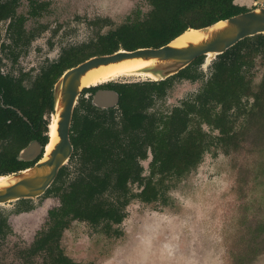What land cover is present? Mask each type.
Masks as SVG:
<instances>
[{
	"label": "trees",
	"instance_id": "16d2710c",
	"mask_svg": "<svg viewBox=\"0 0 264 264\" xmlns=\"http://www.w3.org/2000/svg\"><path fill=\"white\" fill-rule=\"evenodd\" d=\"M150 10L143 15L138 9L127 20L98 33L88 44L87 52L72 49L61 62L44 71L32 89L0 75V176L18 173L31 164L17 161L19 152L30 142H47L43 117L54 111L53 88L69 68L93 56L113 54L120 49L160 48L188 29H202L219 21L249 11L235 0H146ZM15 0H0V20L14 15ZM22 19L13 23L17 41L24 37ZM107 24V21H103ZM102 21L92 24L100 26ZM102 23V24H104ZM17 26V27H16ZM19 29V31H16ZM16 44V43H15ZM85 57L79 59V53ZM263 69L259 84L252 70L256 60ZM197 59L173 78L160 83L114 85L120 96L118 112L99 111L84 99L75 109L71 142L75 174L62 168L46 196H55L60 206L48 213V222L33 244L20 254L24 264L36 257L42 264H77L61 247L64 231L74 221L99 228L108 238L122 235L121 224L133 201L146 205L166 203V191L196 169L213 149L229 153L254 137L262 153L253 164L249 190L259 189L257 204L264 222V36L247 38L212 64V72L199 93L164 115L152 107L163 99L176 78L194 82L203 78ZM112 86V85H111ZM91 90H85L88 92ZM19 110L25 121L15 111ZM218 131L212 136L202 125ZM241 124V138L238 131ZM50 126V125H49ZM245 131V132H244ZM151 152L149 175L143 176L140 160ZM67 179V180H66ZM137 185L140 192H134ZM19 211L33 209L29 201L19 202ZM264 239V225L257 228ZM11 233L6 217L0 211V239ZM248 245V244H247ZM251 245L232 254H251ZM0 264H3L0 261Z\"/></svg>",
	"mask_w": 264,
	"mask_h": 264
},
{
	"label": "rangeland",
	"instance_id": "374dc122",
	"mask_svg": "<svg viewBox=\"0 0 264 264\" xmlns=\"http://www.w3.org/2000/svg\"><path fill=\"white\" fill-rule=\"evenodd\" d=\"M38 2L48 3L47 10L41 18L30 20L27 26L28 29L40 26L47 29L36 37L17 64L12 63L7 51L2 53L6 58L5 72H27L48 59H56L63 47L87 42L98 31L89 25L96 19L109 20L106 31L123 24L138 9L143 15L150 10L146 0ZM254 2L257 6L252 10L264 7V0H237L243 6H252ZM27 10L24 2L20 12ZM6 28V24H0V47L10 44ZM206 64L205 57L200 67L203 73L209 70ZM261 75L262 72L256 73V84ZM119 80L136 84L149 81L136 77ZM202 82L176 81L166 98L156 101L152 110L171 112L195 95ZM240 126L238 124L241 138ZM245 139L246 143L242 142L238 150L228 154L216 149L207 153L196 169L167 191L165 204L146 205L134 201L127 209L119 238H108L98 229L74 223L63 236L62 247L66 254L80 264H264V239L257 235V228L264 225L261 221L263 212L256 200L261 192L249 190L253 175L247 173L261 158L262 152L255 145L254 137L249 140L245 136ZM149 162L150 157L142 162L145 175ZM67 166L72 178L75 162ZM133 189L137 191L138 187ZM33 202L38 207L36 211L10 217L14 234L1 244L0 261L4 264H23L20 251L30 247L37 232L45 225L47 211L58 205L56 198ZM5 208L10 212L15 209L10 204ZM247 244L252 246L250 255L232 254L233 249L244 250ZM42 262L43 259L38 257L32 264Z\"/></svg>",
	"mask_w": 264,
	"mask_h": 264
},
{
	"label": "water",
	"instance_id": "95a60500",
	"mask_svg": "<svg viewBox=\"0 0 264 264\" xmlns=\"http://www.w3.org/2000/svg\"><path fill=\"white\" fill-rule=\"evenodd\" d=\"M219 24L223 25L218 26ZM188 30L160 48H140L134 51L120 49L110 55L93 57L67 70L57 81L53 90V116L58 114L56 129L58 142L46 160L43 158L50 141L45 148L43 158L34 167L5 176L8 181L4 186H0V205L41 197L51 187L59 170L69 162L74 151L70 139L73 112L81 92L86 89L82 88V78L89 71L129 60H139L152 63L141 73L150 74L155 80H146L161 82L177 75L201 57H206V65H208L239 42L264 35V7L247 11L202 29H194L204 33V38L200 42L190 43L182 48L173 46L172 43ZM118 99L119 96L115 92H99L93 97L92 104L109 109L117 105ZM40 153V145L32 143L20 153L18 159L31 161Z\"/></svg>",
	"mask_w": 264,
	"mask_h": 264
},
{
	"label": "flooded vegetation",
	"instance_id": "af4514ba",
	"mask_svg": "<svg viewBox=\"0 0 264 264\" xmlns=\"http://www.w3.org/2000/svg\"><path fill=\"white\" fill-rule=\"evenodd\" d=\"M5 1H13V0H2V2L4 3ZM15 10H14V15L13 16H11V17H8V18H6V19H3V20H0V24H6V32H7V34L9 35V40H10V44H3L1 47H0V75L1 76H3V77H7V78H10V79H12L15 83H17V82H19L20 84H21V86L23 87V88H25L26 90H29V89H32L34 86H35V84H36V82H37V80H38V78L41 76V74L44 72V71H46V70H48L49 68H52L53 66H55V65H57V64H59L60 62H61V60H62V58L63 57H65L66 56V54L67 53H69L72 49H83V50H87V47H88V44H89V42L98 34V33H101V34H103V33H105L106 31H108L110 28H113V27H110V28H108L106 31H104V29L105 28H107V27H109L110 26V22H109V20L108 19H96V20H94L93 22H90L89 23V25L90 26H93V27H95V28H98V31H97V33H95L93 36H92V38L90 39V40H88L87 42H85V43H82V44H76V45H68V46H65V47H63L62 49H60V54H59V56L56 58V59H54V60H51V59H48V60H46V61H44V63H42L39 67L38 66H34V67H31L27 72H24V71H19V72H17V73H11V72H5L4 71V67H5V61H6V58L4 57V55L2 54V53H4V52H8L9 54H10V60L12 61V63L13 64H17L18 62H19V59H20V57H21V55L22 54H24V53H27L28 52V49L30 48V46L33 44V41L36 39V37L37 36H39L40 34H42L46 29H47V27L46 26H40V27H38V28H33V29H28V26H27V24H28V22L30 21V20H36V19H38V18H41L42 17V15H43V12L44 11H46L47 10V7H48V3H46V2H44V3H40V2H38V0H15ZM24 2H26L27 3V8H28V10H27V12L26 13H21L20 12V9H21V7H22V5H23V3ZM235 4L236 5H238V6H240V7H243V8H246V9H248L249 11L250 10H252L253 8H255L256 6H257V3L256 2H254L253 4H251L252 6H249V5H247V6H243V5H240V4H238L237 3V0H235ZM251 7V8H250ZM19 19H22L23 20V22H22V27H21V31H22V33H23V35H24V37L22 36V39L20 40V41H17V35L14 33V28L12 27V25H13V23H17V21L19 20ZM127 20V19H126ZM97 21H102V23H104L103 21H107V24H102L101 23V25L100 26H98V25H94V24H92V23H94V22H97ZM17 27V26H16ZM15 30L16 31H19V29H16L15 28ZM258 36H260V35H258ZM264 36V35H263ZM253 38V37H252ZM16 43V44H15ZM230 50V49H229ZM87 52V51H86ZM85 54L84 53H79V56H78V58L79 59H82V58H84L85 56H84ZM93 57H98V56H93ZM93 57H90L89 59H91V58H93ZM202 58V57H201ZM89 59H86V60H83L82 62H79L77 65H75L74 67H76V66H78V65H80V64H82V63H84L85 61H87V60H89ZM204 59H205V57H204ZM216 60V59H215ZM214 60V61H215ZM213 61V62H214ZM213 62L210 64V66L208 67L209 68V72L207 71L206 73H203L201 70H200V67L202 66V64L204 63V61H203V63L200 65V67H199V72H201L202 73V75H203V78H201V79H197V80H195L194 82H197L198 80H203V82H202V86L204 85V83L205 82H207V80H208V78L210 77V75H211V72H212V69H211V67H212V64H213ZM71 68H73V67H71ZM71 68H69V69H71ZM68 69V70H69ZM262 72V75L261 76H263V69L259 66V60L257 59L256 60V66H255V68L252 70V74H253V76H254V81H255V78H256V73L257 72ZM64 73H65V71H64ZM208 73V74H207ZM179 74V73H178ZM177 74V75H178ZM177 75H175V76H177ZM175 76H172V77H170V78H173V77H175ZM170 78H168V79H170ZM168 79H166V80H168ZM261 79H262V77H261ZM166 80H164V81H166ZM183 80H185V81H189V82H192L191 80H187V79H180V78H176V79H174L173 81H172V85H171V87L169 88V89H167V91H166V93H165V95H164V97H163V99H161V101H163L165 98H166V96H167V94H168V92L171 90V88L174 86V84H175V82L176 81H183ZM164 81H161V82H164ZM261 81V80H260ZM147 82H150V81H146V83ZM151 83H160V82H151ZM260 83V82H259ZM258 83V84H259ZM133 84H136V82H129V81H122V80H115V81H112V82H109V83H107V84H102V85H98V86H94V87H91V88H86V89H84L82 92H81V95L79 96V97H81V98H79L78 100H77V103H76V105H75V108H74V111H75V109L76 108H78L79 107V103H80V99H84L86 102H89L90 104H91V106L92 107H94L95 109H97V110H99V111H109V110H114V111H117L118 112V108H119V101H120V96H119V93H118V91H117V87H116V89L115 88H111V87H114V85H133ZM255 84H256V82H255ZM112 85V86H111ZM202 86H201V88H202ZM200 88V89H201ZM53 90H54V88H53ZM85 90H91V91H88V92H84ZM105 91H109V92H115V93H117L118 94V96H119V99H118V103H117V105L116 106H114V107H112V108H109V109H103V108H99V107H96V106H94L93 104H92V100H93V97L97 94V93H99V92H105ZM200 91V90H199ZM199 91L195 94V95H193L192 97H194V96H196L198 93H199ZM192 97H190V98H188V99H186V100H189V99H191ZM186 100H184V101H186ZM79 101V102H78ZM184 101H182L181 102V104L179 105V106H177V107H180L181 105H182V103L184 102ZM177 107H175V108H177ZM8 108H10V109H12L13 111H15L21 118H23L25 121H27L24 117H23V115L19 112V110H17L16 108H13V107H8ZM175 108H173V109H175ZM172 109V110H173ZM171 110V111H172ZM160 112H162L164 115H167V114H170L171 112H163V111H161V110H159ZM53 114H54V111H52V112H49V113H46L45 115H44V117H43V121L45 122V127H46V131L43 133V135L47 138V142L44 144V145H42L39 141H37V140H34V141H32V142H30L24 149H26L30 144H32V143H38L39 145H40V147H41V153L35 158V159H33V160H31V161H23V160H19L18 158H19V155H20V153L24 150V149H22L20 152H19V154H18V157H17V161H19V162H23V163H28V164H31L29 167H27L26 169H24V170H27V169H29V168H32V167H34V165L35 164H37L42 158H43V156H44V153H45V148H46V146L48 145V143H49V141H50V137H49V125H51V123H52V119H53ZM73 115H74V112H73ZM52 118V119H51ZM73 120V119H72ZM71 127H72V124H71ZM205 128H207V130L205 129ZM202 129L205 131V132H207L208 134H210V135H212L213 137L214 136H217L218 135V131L217 130H215V129H213V128H211V127H209V126H207L206 124H203L202 125ZM70 139H71V130H70ZM72 143V142H71ZM2 143L0 142V151H1V148H2ZM73 145V144H72ZM74 148V147H73ZM73 153H74V151H73ZM72 156H73V154H72ZM72 156H71V158H72ZM149 157H150V162L152 161V155H151V152L150 151H148V156H147V158L145 159V160H140V164H141V166L143 167V165H142V162L143 161H146V160H148L149 159ZM205 157V156H204ZM71 158H70V160H69V162L68 163H73V162H71ZM150 162H149V164H150ZM67 163V164H68ZM67 164L64 166V167H66L67 168V170L69 171V168H68V166H67ZM149 164H148V173H147V175H145V169H144V174H143V176H148L149 175ZM64 167H62V168H64ZM61 168V169H62ZM144 168V167H143ZM60 169V170H61ZM24 170H21V171H24ZM60 170H59V172H60ZM21 171H19V172H21ZM193 171V170H192ZM59 172H58V174H59ZM9 175H11V174H9ZM9 175H1L0 177H5V176H9ZM188 175V174H187ZM58 177V176H57ZM70 177H71V174H70V171H69V177H67L68 178V180H70ZM57 179V178H56ZM55 179V180H56ZM183 178L181 177L180 178V180H182ZM67 180V179H66ZM55 182V181H54ZM54 182H53V184H54ZM52 184V185H53ZM52 185H51V187H52ZM134 186H137V185H134ZM133 186V187H134ZM50 187V188H51ZM132 187V188H133ZM49 188V189H50ZM172 188V187H171ZM170 188V189H171ZM48 189V190H49ZM169 189V190H170ZM48 190L45 192V194L44 195H42L41 197H38V198H36V199H40V200H44V199H48V198H56L57 200H58V205L56 206V207H53V208H51V209H49L48 211H47V219H46V222H45V225H44V227L43 228H45L46 227V224H47V222H48V213H49V211L50 210H52V209H54V208H57V207H59L60 206V200H59V198H57V197H55V196H46V193L48 192ZM134 190V189H133ZM169 190H167V191H169ZM166 191V195H167V192ZM134 192H140V190H139V188H138V190L136 191V190H134ZM36 199H29V200H27V201H29V205H31L32 207H33V209L32 210H30V211H19V208L21 207V205L19 204V202L20 201H22V200H18V201H15V202H12V203H7V204H4V205H0V211H2L3 213H4V215H5V217H6V220H7V224H8V226L10 227V230H11V233H9L6 237H5V239H0V248H1V244L2 243H4L5 241H7L9 238H10V236H12L13 234H14V230H13V228H12V226H11V224H10V217L12 216V215H16V216H22V215H24V214H29V213H32V212H34V211H36L37 209H38V207H36L35 206V204H34V200H36ZM134 202V201H133ZM14 205V207H15V209L12 211V212H10L9 210H7L6 208H5V206L6 205ZM126 219V218H125ZM76 222H78L79 223V221H74L72 224H71V226H70V228L69 229H67L66 231H68V230H70L71 229V227H72V225L74 224V223H76ZM124 222V221H123ZM80 223H83V224H86V225H88L87 223H85V222H80ZM122 225V224H121ZM88 226H90V225H88ZM90 227H92V226H90ZM121 227V226H120ZM42 228V229H43ZM92 228H95V229H98L99 231H100V229L99 228H96V227H92ZM41 229V230H42ZM41 230H39L38 232H37V234L41 231ZM66 231H64V233H63V236H64V234H65V232ZM101 232V234L103 235V233H102V231H100ZM37 234L35 235V237H34V240H35V238H36V236H37ZM105 236V235H104ZM121 237V236H120ZM119 238V237H118ZM34 240H33V242H34ZM62 240H63V237H62V239H61V247H62ZM33 242H32V244H33ZM31 244V245H32ZM30 245V246H31ZM29 248V247H28ZM27 248V249H28ZM62 249H63V247H62ZM64 250V249H63ZM23 251V250H22ZM22 251H20V253L22 252ZM64 252H65V250H64ZM65 255L66 256H68L67 254H66V252H65ZM20 257H21V254H20ZM69 257V256H68ZM38 257H36L35 259H37ZM73 262H75L71 257H69ZM21 259H22V257H21ZM35 259L33 260V261H35ZM23 260V259H22ZM33 263V262H32ZM75 263H77V262H75ZM4 264V263H3ZM23 264H24V262H23ZM77 264H80V263H77Z\"/></svg>",
	"mask_w": 264,
	"mask_h": 264
},
{
	"label": "bare ground",
	"instance_id": "6f19581e",
	"mask_svg": "<svg viewBox=\"0 0 264 264\" xmlns=\"http://www.w3.org/2000/svg\"><path fill=\"white\" fill-rule=\"evenodd\" d=\"M219 24L218 26H222ZM204 38V33L198 30H188L181 37L176 39L172 45L175 47H186L190 43H198ZM210 57L208 58V61ZM151 62H143L139 60H129L122 62L120 64H113L109 66H102L97 69L89 71L82 78V88H91L101 84H106L121 78H142V79H151L155 78L150 74H142L141 71L150 66ZM208 66V65H207ZM58 114L53 116L52 123L49 127V137L50 144L46 148V155L43 160L47 159L48 154L53 149L54 145L58 142V137L56 133L57 129ZM7 177H0V186H4L7 183Z\"/></svg>",
	"mask_w": 264,
	"mask_h": 264
},
{
	"label": "crops",
	"instance_id": "0c3cea01",
	"mask_svg": "<svg viewBox=\"0 0 264 264\" xmlns=\"http://www.w3.org/2000/svg\"><path fill=\"white\" fill-rule=\"evenodd\" d=\"M248 5V4H247Z\"/></svg>",
	"mask_w": 264,
	"mask_h": 264
}]
</instances>
